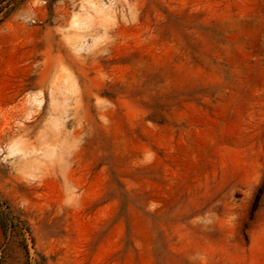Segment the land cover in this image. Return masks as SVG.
Here are the masks:
<instances>
[{
    "label": "rangeland",
    "instance_id": "374dc122",
    "mask_svg": "<svg viewBox=\"0 0 264 264\" xmlns=\"http://www.w3.org/2000/svg\"><path fill=\"white\" fill-rule=\"evenodd\" d=\"M0 264H264V0H0Z\"/></svg>",
    "mask_w": 264,
    "mask_h": 264
}]
</instances>
